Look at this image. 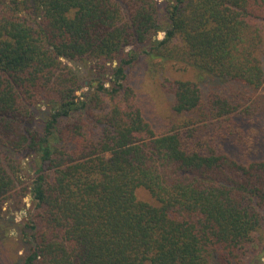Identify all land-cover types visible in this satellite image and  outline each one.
<instances>
[{
  "label": "trees",
  "instance_id": "obj_1",
  "mask_svg": "<svg viewBox=\"0 0 264 264\" xmlns=\"http://www.w3.org/2000/svg\"><path fill=\"white\" fill-rule=\"evenodd\" d=\"M263 25L264 0H0V214L24 163L33 178L22 264L246 263L264 230ZM142 56L195 77L162 133L129 86ZM65 61L91 62L110 102L79 101Z\"/></svg>",
  "mask_w": 264,
  "mask_h": 264
},
{
  "label": "rangeland",
  "instance_id": "obj_2",
  "mask_svg": "<svg viewBox=\"0 0 264 264\" xmlns=\"http://www.w3.org/2000/svg\"><path fill=\"white\" fill-rule=\"evenodd\" d=\"M163 1L159 0L160 3ZM261 32L263 39L260 56L264 65V25ZM164 36V32H161L154 40H162ZM130 50L131 48L128 51ZM65 63L82 83L81 92H78L79 101L91 102L93 100V107L96 108L100 106L101 98L106 104L110 102L106 96L96 94L97 75L92 69L91 62L65 61ZM192 73L191 69L185 68V65L168 64L162 68L157 62L143 56L128 69L129 86L138 100L144 117L157 133H162L181 124L183 118L173 111L175 93L181 84L194 81L195 77ZM106 87H109L108 83ZM255 95L261 98L262 102L259 103L264 109V84ZM42 110L45 111V107H42ZM261 150V157L264 159V138ZM28 174L29 169L24 163L17 185L18 193L5 202L3 206L5 209L0 214L2 220L4 219L2 226L0 224V264H22L21 260L29 248V231L27 237L22 234L26 226L24 223L30 221L35 210L31 193L33 178ZM138 197L140 200L152 201V197L147 191H139ZM259 235L262 242L260 243L257 239L256 246L251 248L253 250L244 264H264V230Z\"/></svg>",
  "mask_w": 264,
  "mask_h": 264
}]
</instances>
